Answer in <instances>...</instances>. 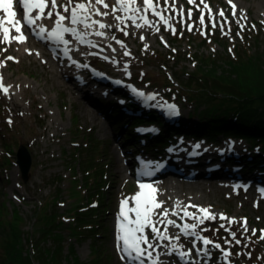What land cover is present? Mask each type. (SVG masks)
Segmentation results:
<instances>
[{
	"label": "rangeland",
	"instance_id": "obj_1",
	"mask_svg": "<svg viewBox=\"0 0 264 264\" xmlns=\"http://www.w3.org/2000/svg\"><path fill=\"white\" fill-rule=\"evenodd\" d=\"M104 2L109 7L92 0L89 8L95 6V9L101 11L99 7L102 6L107 13L113 11V6L116 8L114 13L103 15L110 19H99L100 22L112 24L111 30L102 29L105 39L112 45L109 48L110 54L105 49L94 47L88 51L83 50L82 44L88 35L80 27H85V24H72L71 19L69 22L65 20L64 26H79L75 29L82 39L78 35L62 32L60 36L65 37L64 43L69 50L67 53L59 52L63 45L57 42L60 36H53L51 32L56 26L55 13L58 11L66 17L58 6L64 9L68 0H61L56 9H52L49 3L43 17L31 26L20 19L19 4L14 0L16 18L25 27L23 36L29 40L6 42L0 34V77L3 78L4 86H10V94L0 90V226L13 212L22 218L19 234L13 237L14 242L0 244L2 264H18L16 261L27 257V249H30L27 245L31 242L41 247L39 251L44 248L45 255L39 254L44 264H53L47 261L46 252L50 254L56 245L59 248L63 246L62 251L56 254L63 261L54 264H72L76 260L84 264H128V261H124L126 258L123 260L122 252H119L123 251V241L118 239L120 231L114 226V218L120 221L121 201L127 200L126 206L134 208V204L130 202L138 191V182L131 175L133 155L141 152L156 160L164 159L184 174L175 161L173 151L174 146L179 150L176 144L182 141L207 146L213 143L221 150L232 147L229 144L235 145L237 150L238 146H242L231 158H227L228 154H219L214 159V162L221 163V174L229 172L235 177L228 179L227 176L226 179L219 180L235 181V186L238 187L229 191L213 190L210 192V199L199 205L208 208L215 219H204L199 223L192 216H184V208L178 216H168L165 219L175 222L172 224L174 227H167L161 223L163 219L159 212L152 216L155 227L168 237L159 240L156 234L155 238L153 236L156 244L152 247L158 242L164 243L156 249V263L188 264L186 261L190 260L192 264H264V239L260 238L264 235L260 231L264 229V186L254 178L257 175L264 178V159L258 156H264L262 149L245 137L230 134H219L216 140L197 133L190 136L186 131L193 132L197 118L192 120L193 128L188 126L185 119L194 113L195 108L188 101L174 98L175 94L167 95L174 85L165 80L168 76L177 83L178 79L186 77V73L206 71L207 68L218 72L228 71L230 68L226 63L245 62L246 58L256 59L258 68L264 70V7L257 0H232V4L236 5V14L233 15L229 0H195V3H189V0H153L156 10L168 20L167 24L151 9L131 14H145L153 25L154 35L146 32L144 24L138 27L134 22L130 23L131 19L118 20L117 17L126 15L117 0ZM75 3L88 4V0H73L69 8ZM247 5L250 6L249 9ZM134 6L141 9L145 7L142 0H136ZM49 11L53 12L51 17L47 15ZM189 11L191 16L188 15ZM221 11L224 13L223 17L219 15ZM33 12L32 16H36L39 9H34ZM201 16L204 17L203 23ZM37 27L39 31L36 30ZM41 28L46 31L41 32ZM94 28L96 26H92V31ZM9 35L12 37L19 33L14 30ZM89 35L93 38L95 33L89 32ZM118 45L120 47L115 48ZM52 46L55 51L51 50ZM71 48L73 51H70ZM24 50H31L33 53L25 54ZM91 52L102 53L106 59L96 54L89 56ZM70 54L83 55V58L77 62L78 65L72 64L75 65L72 67L70 64L69 69H66L61 62L68 63ZM7 57L14 59L9 60ZM111 61L116 65L113 69L108 65ZM89 67L94 72L89 71ZM71 68L89 74L91 81L92 75H96L94 81H101L102 91L106 90L112 96L106 98L100 94L95 100L89 99L87 93L82 96V91L75 88L80 86L81 81L68 75ZM239 71L234 69L233 73L237 75ZM98 73L109 82L99 79ZM142 77H148L152 82L144 81ZM120 80H123V86L116 87ZM60 82L65 84L58 85ZM132 86L156 92V102L150 100L148 103L153 109H141V101L131 94ZM119 98H123V101L119 102ZM169 104L175 105L176 111L184 118L185 125L165 119L168 118L167 113L172 114ZM113 111L119 114L120 120L114 117ZM151 111L163 121V125H159V134L165 140L160 143L157 151L148 147V144L150 146L160 139L151 136L153 141H148L151 137L145 140L134 129L137 121L142 118L151 120L147 119V114ZM91 113L97 117L98 124L94 127L90 121ZM102 114L107 117V121ZM146 122L137 126H155L145 124ZM117 143L120 144L119 149ZM21 144L27 147L31 156L26 180L22 178L15 156ZM121 152L122 157L124 156L122 160ZM254 157L259 158L257 162L260 165L252 162ZM117 160L126 166V170L116 173L113 162ZM200 163L201 158L195 156L190 165ZM169 165L166 166L167 172ZM162 175L165 176L153 182L163 186L165 181L175 180L166 178L171 175L176 176V181L183 184L189 180L174 172ZM202 178L196 177L194 181ZM248 184L252 190H244ZM221 185L220 183L219 186ZM258 189L262 192L259 197L253 193ZM243 191L248 193L244 194ZM169 197L175 204L180 199L176 193ZM186 210L196 217L204 215L199 212V208L187 207ZM221 214L229 219L234 218L235 222L220 219ZM245 218L248 231L243 228ZM55 219L60 221L54 222ZM185 224H196L197 227L186 233L182 231ZM10 229L14 230L8 225L4 232L12 233ZM48 233L50 234L46 235ZM142 235L148 234L144 232ZM198 236L205 237L212 243L205 245ZM237 240L240 243H236ZM6 247L9 251H6ZM152 247L149 248V253ZM225 252L229 253L227 258ZM26 262L30 263V260ZM40 263L34 261L32 264Z\"/></svg>",
	"mask_w": 264,
	"mask_h": 264
},
{
	"label": "trees",
	"instance_id": "obj_2",
	"mask_svg": "<svg viewBox=\"0 0 264 264\" xmlns=\"http://www.w3.org/2000/svg\"><path fill=\"white\" fill-rule=\"evenodd\" d=\"M239 62L226 63V66L230 68L228 71L218 72L213 68H207L206 71L186 73V77L182 80L178 79L177 83L166 76L165 80L174 85L173 92L170 90L167 95L175 94L176 97L174 96V98L188 101L194 106V113L189 114L186 118L190 128H193L191 123L193 124L194 117L197 118L193 132L186 131V133H190V136L197 133L210 140H216L219 134L245 137L250 142L257 143L258 148L262 149L261 151L264 153V70L258 68L256 59L246 58L245 62ZM211 63H208V65L212 66ZM234 69H239L240 73L235 75L233 73ZM176 76L178 77L179 75L176 74ZM142 79L152 82L148 77H142ZM169 89L171 88L169 87ZM112 114L115 118L120 117L115 111ZM147 119L151 120H143L142 118L137 121L136 125L146 121L157 123L160 127L163 125V121L157 115L155 116L152 111L147 114ZM134 120L136 119L134 118ZM152 138L148 139V141H153ZM154 138L160 139V143L165 140V138L162 140L161 135L154 136ZM157 142L154 141L151 147H154ZM258 156L260 159H264L263 155ZM259 158L254 157L252 162L259 164L260 162H257ZM8 217V220H5L3 225L0 226V244H11L14 242L13 237L19 234L22 218L16 212L11 213ZM57 221H60V219L54 220V222ZM8 225L14 228V230L10 229L12 233L4 232L5 227ZM29 245H27V248H30L29 250L27 249V257H23L16 262L18 264H32L34 261H38L39 263L41 262L40 264H44L39 256L41 253L45 255L44 248L39 251L41 247L35 246L33 242ZM62 248L63 246L59 248L56 245L50 254L46 252L47 261H51L53 264L57 261L62 263V257L56 256L58 251H62ZM8 249L6 247V251H9ZM2 250L4 251V249ZM55 258H58V260L55 261ZM25 259H29L30 263H27ZM1 260L0 264H2ZM72 264L84 263L76 260Z\"/></svg>",
	"mask_w": 264,
	"mask_h": 264
},
{
	"label": "bare ground",
	"instance_id": "obj_3",
	"mask_svg": "<svg viewBox=\"0 0 264 264\" xmlns=\"http://www.w3.org/2000/svg\"><path fill=\"white\" fill-rule=\"evenodd\" d=\"M257 1L262 7H264V0H257ZM60 3H61V0H57V4L59 5ZM48 7H46L44 9V12L47 10ZM129 7H136V6L129 5ZM58 8L66 15V17H68V19H65V20L69 22L71 12H69V11L65 12L64 9L61 8V6H58ZM99 8L101 9L100 12H105L103 10L102 6H100ZM249 8H250V6L247 5V9H249ZM89 9H90V11L87 13V15H88V24L90 26L84 27L82 25L81 26L82 28L80 27V30L84 29L83 32H85L86 35H88L87 38L83 41V44H82L83 45L82 47L84 48L83 50L88 51L94 47V48L101 49V50L105 49V50H107L108 54H110L111 52L109 51V48L112 45H110L107 42V39H105L106 36H104V35L100 36V35H97L96 33L102 32V29L111 30L112 29L111 22H108L109 24L105 23V22H101L105 25L110 26V27H105V28H100L99 24H93L92 23V21H96V20L99 21V19L104 18V17L106 19H110V18L107 16H103V15H96L95 11H94L95 6H91ZM13 10H14V5H13ZM131 12L132 11H129V12L124 11V14L126 16L125 17L123 16L122 18L125 19L128 16H135L136 19H135V22L133 24H135L136 26L137 25L141 26L142 24H144L145 28H146L145 29L146 32L147 33H150V32L153 33L152 23L150 22L149 24H145L144 20L140 18L141 16L146 17L145 14L140 12L139 14L132 15ZM110 13H114V11L108 12V14H110ZM119 13L123 14V12H119ZM33 14H34V12L32 11L31 15H33ZM1 15L3 16L4 14L0 10V17H2ZM65 20L63 21V25H66ZM131 22H133V20L130 21V23ZM80 23H83V22H80ZM92 26H96V28H94V31H92ZM78 27L79 26H76L75 28L78 29ZM157 27L159 30H161L160 26H157ZM14 30H15V28L10 25V33H13ZM36 30L39 31V28L37 27ZM25 31H26L25 27H22V33H24ZM89 32H94L95 38L94 37L90 38ZM67 33H70L72 36H74L71 32H67ZM0 34L4 35L2 31L0 32ZM153 34L155 35V33H153ZM27 36H29V35H27ZM27 40H29L28 37H26L25 41H27ZM12 41L14 43H19V41L15 40V39H12ZM114 43H116L115 40H114ZM119 47L120 46L118 45L115 48L118 49ZM24 51H25V54H29V55H31L33 53L31 50H29V51L24 50ZM70 51H73V48H71ZM81 56H83V55L74 56V54L73 55L70 54L69 62L68 63L61 62V63L63 66H65L66 69H69L70 64H71V66H72V64L78 65L77 62H79V60L83 58ZM89 56H91L90 53H89ZM95 57H97V56H95ZM114 62H115V60H114ZM114 62L111 61L108 63V65L110 64V67H112V69L116 67ZM43 63L46 65V62H43ZM116 64H117V62H116ZM75 65H73V66H75ZM58 67L61 71V67L60 66H58ZM74 69H76V68H73V69L71 68V73L68 75L73 79L77 78L78 80L81 81L79 83L80 86H77V87L73 86V87H75L77 89L79 88V90L82 91V96H85V94L87 93L88 98L92 99V100H95L98 96H100V94L101 95L103 94V96H106V98H109V96H112V94H108L106 90L102 91L101 86H103V83L101 81L100 82L94 81L96 75L95 76L92 75L93 80L91 81V78L88 77L89 74H83L81 70H78V69L74 70ZM73 71H74V74H73ZM86 72L89 73L88 71H86ZM97 76L99 77V79H103L104 81L109 82L108 80H106V77L100 75V73H98ZM108 79H110V78H108ZM59 84H62V86H63V84H65V83L60 82V83H58V85ZM148 92L153 96L151 98V101H154V103H155L156 102V100H155L156 92L150 91V90ZM7 93L10 94V92H7ZM149 102L150 101L141 102L140 103L141 109H148V110L153 109L150 105H148ZM90 105L93 106V104H90ZM163 112L166 114L165 111H163ZM166 115L168 118H165V119L168 122L177 121V123L185 125L186 119L184 122V118L181 115H179V114L173 115V114H169V113H167ZM102 116L104 117V119L107 118L104 114H102ZM90 121H91V124L93 125V127L96 124H98L97 123V117L95 114L91 113ZM106 121H107V119H106ZM102 128L104 129V126H102ZM203 141L205 143H207L208 145H211V144L212 145L207 146V145H204L202 143H186V142L182 141V142H179L176 144V146H178L179 150L175 146L173 148L175 161L180 166L181 170L184 173V174L181 173V175L182 176L184 175L185 177H187V179H189L187 182L184 183L185 185L182 182L181 183L177 182L176 179H178V178H176V176H172V175L168 176L166 178H172L175 180H167V181H165V184L163 186L157 185L153 181L150 183H144L143 182L144 184H150L152 186V188H155L157 190L154 193L155 199L159 202H162V203H161V206L159 208L154 209V215H152V216H155L157 214V212H159L160 213L159 215L162 217V219L164 221L163 224H166L167 227H174L172 224H168L167 221H165V219L168 216H178V214H180L182 212V210L184 208H187V207L191 208V209H193V208L198 209L200 207L199 205H201L202 203H204L205 201L210 199V192L211 191L218 190V189L219 190L220 189H224V190L226 189L227 191H229L233 188L238 187V186L237 187L235 186V184H236L235 181L231 182L228 180H219L222 178L226 179L227 176L229 179V178L233 177V175L230 174L229 172L226 173V175L221 174V172H220L221 171V163L220 162H214V159L216 156H219V154H223V155L228 154L227 158L229 156L231 158L232 156H234L237 153L238 150H240V148L242 146H238V150H237V147H235V145L229 144L228 146H232V147H229L226 150H221V149H218L219 147L214 146L213 143L209 144V142H207L205 140H203ZM117 146L119 149L120 144L117 143ZM152 149H154V148L152 147ZM123 154L125 155V152H123ZM195 156L201 158V163L199 165H190V162L193 161V158ZM123 157H122V152H121L120 159L122 160ZM113 163L116 167V173L122 172V170H126V166H124V164L121 165L118 160L116 162H113ZM222 163H223V161H222ZM163 169L167 170L165 165L163 166ZM196 177H201V178L203 177V178L194 181V179ZM240 177L241 178H250V177H246V176L245 177L240 176ZM233 178H235V177H233ZM254 178H255V181H257L259 184L264 186V178L263 177L257 175V176H254ZM236 179H238V178H236ZM240 180H243V179H240ZM245 181L248 182L249 180H245ZM220 183L222 184L221 186H219ZM140 184H141V182H138V186H137L138 191L137 192L141 191V189L139 187ZM217 186H219V187H217ZM249 186L250 185L248 184V187L245 188L244 190H252V187H249ZM144 191L147 192V191H149V189H144ZM187 191H188V194H187ZM243 192H244V194L248 193L246 191H243ZM175 193L178 196H180V199L176 204L169 197L171 194H175ZM253 193L258 194L257 197L262 195V192L260 189H258L257 191H253ZM130 203L134 204V207L136 206L135 200L131 201ZM205 204H208V203H205ZM191 205H195L198 207H191ZM126 208H129V207L126 206ZM165 209L168 210L167 217H164L162 215V213L164 212ZM120 211H121V209H120ZM128 213L131 215V219L134 220L135 219V213L134 212H128ZM167 220H170V219H167ZM114 222H115L114 223L115 228H118V230L120 231L118 224H120L122 222V218L120 217V221L116 220L114 218ZM144 232H146L148 234L147 238L150 240L149 243H151V245H155L156 242L153 240V236L155 238V233L152 232L151 227H145ZM137 235H141V234L138 233ZM159 240H163V239L159 238ZM163 244L164 243L162 241L158 242L156 246L152 247L151 253L148 252V251H150L148 244H142L141 247L145 251H144L141 259H133L132 257L135 255V253H133L130 256L124 250L123 251L120 250L119 252L120 253L122 252V255H123L122 258H123V260L126 258L127 260H124V261H128V264H153V263L158 264V263H156V261H157L156 260V256H157L156 255V251H157L156 249H158V246L163 245ZM186 262H188V264H192V262L190 260H188Z\"/></svg>",
	"mask_w": 264,
	"mask_h": 264
},
{
	"label": "snow or ice",
	"instance_id": "obj_4",
	"mask_svg": "<svg viewBox=\"0 0 264 264\" xmlns=\"http://www.w3.org/2000/svg\"><path fill=\"white\" fill-rule=\"evenodd\" d=\"M143 5L145 6L143 9L137 8V7H129V5H135L136 0H117V3L120 5V9H122L125 12H138V11H145L147 12L149 9L152 10V12L161 17V20L165 24L168 23V20L165 19L162 14L156 10V6L153 4V0H142ZM16 3L19 4V6L23 9V20L26 24L29 26L33 25L36 20L40 19L44 15V9L49 6V3L51 5L52 9L57 8V2L56 0H16ZM92 3V0H88V4L85 3H75L74 6L69 8V5L73 4V0H68V3L64 5V11L68 12L70 10L71 12V23L77 24L80 22H83L85 24V27H89L88 24V15L87 13L90 11L89 5ZM95 3L102 4L104 7H109L104 0H95ZM189 3H195V0H189ZM229 3L232 4V0H229ZM14 0H0V9L3 10V12L6 14L5 17H0V31L3 32V40L6 42H10L12 39L18 40L20 42H23L24 39H26L23 36L22 33V25L20 24V21L15 19L16 12L13 10ZM207 7V5H206ZM233 8V15H235V9L236 5L232 4ZM34 9H39V14L36 16H32L31 13ZM113 11H116L115 6H113ZM96 15H108L107 12H100L99 9H95ZM49 17L53 15L52 11H49L47 13ZM56 26L52 29L51 35L59 37L62 32H71L74 35L77 34V30L75 28H68L63 25V21L65 19H68V17H65L60 12H56ZM188 15L191 16V11L188 12ZM221 17L224 16L223 11L219 13ZM141 19L144 20L145 24H149L150 21L147 20L146 17L141 16ZM118 20H122L124 18L117 17ZM127 19L133 20L135 22L136 17L135 16H128ZM204 17L201 16V23H203ZM6 23L8 25H11L15 28V31L19 33L17 36L10 37V27L6 26ZM93 24H99L100 28L110 27L109 25H105L101 23L100 21H92ZM138 27L140 25H137ZM215 26V25H213ZM243 27V26H241ZM254 27V26H253ZM191 30V29H190ZM46 31V29L41 28V32ZM97 35H104L103 32H97ZM78 38L82 39V36L78 35ZM7 59L11 60L14 59L13 57H7ZM10 86H4L3 84V78L0 77V90L3 91V93L7 94L8 88ZM151 98V96H150ZM172 110L173 115H178V111L175 109V105H169L168 106ZM9 123L11 121L9 120ZM141 191L137 192L133 199L135 200L136 206L134 208H126L127 200L121 201V217L122 222L119 225L120 234L118 236V239L123 241V250L128 253L130 256L135 253V255L132 257L133 259H141L144 249L141 247L142 244H148V247L151 248L152 245L149 243L147 236L142 235L144 233L145 227H151V230L153 233L157 235L158 238L161 239H168L166 235L160 232L158 228L155 227L154 222L152 221L151 217L154 215V209L159 208L161 206L162 202H159L155 199L154 193L157 191L155 188H152L150 184H144L141 183L139 185ZM144 189H149V191L145 192ZM191 207H198L195 205H191ZM128 212H134L135 213V219H130L127 215ZM199 212L203 213L204 215L201 217H196L194 213H190L184 209V216H192L193 218L197 219L199 223H202L204 219H215V215L209 212L208 208L199 207ZM164 217H167L168 210L165 209L162 213ZM220 219H229L225 217L223 214L220 215ZM164 221H161L163 223ZM234 218L229 219V223H233ZM168 224H174V221L168 220ZM197 227L196 224H185L182 228V231L188 232L189 229L195 230ZM223 227V225H221ZM243 228L245 231H248L247 228V220L244 219L243 222ZM167 229L165 228V232ZM256 230H253L255 232ZM261 232H264V229L260 230ZM140 233L141 235H137ZM233 237H235V232L232 233ZM199 239H203V243L205 245L211 244L212 241L208 240L205 237H197ZM261 239H264V235L260 237ZM178 239V237L176 238ZM236 243H240L239 240L236 241ZM216 247H220L219 245H215ZM150 255V254H149ZM183 256V253L181 254ZM229 255L228 252H225V258Z\"/></svg>",
	"mask_w": 264,
	"mask_h": 264
},
{
	"label": "water",
	"instance_id": "obj_5",
	"mask_svg": "<svg viewBox=\"0 0 264 264\" xmlns=\"http://www.w3.org/2000/svg\"><path fill=\"white\" fill-rule=\"evenodd\" d=\"M15 156L17 165L19 166L22 174V178L26 180L31 166V156L29 150L25 145L21 144L18 146Z\"/></svg>",
	"mask_w": 264,
	"mask_h": 264
}]
</instances>
